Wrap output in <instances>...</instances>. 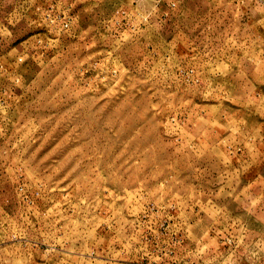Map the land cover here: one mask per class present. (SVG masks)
I'll use <instances>...</instances> for the list:
<instances>
[{
    "label": "rangeland",
    "instance_id": "obj_1",
    "mask_svg": "<svg viewBox=\"0 0 264 264\" xmlns=\"http://www.w3.org/2000/svg\"><path fill=\"white\" fill-rule=\"evenodd\" d=\"M0 264H264V0H0Z\"/></svg>",
    "mask_w": 264,
    "mask_h": 264
}]
</instances>
